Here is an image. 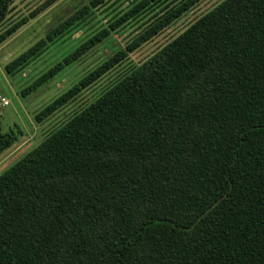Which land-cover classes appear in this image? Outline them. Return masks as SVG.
<instances>
[{
  "label": "trees",
  "instance_id": "16d2710c",
  "mask_svg": "<svg viewBox=\"0 0 264 264\" xmlns=\"http://www.w3.org/2000/svg\"><path fill=\"white\" fill-rule=\"evenodd\" d=\"M106 1L89 0L6 72ZM201 1L133 3L24 90L148 17L37 121ZM14 141L0 132V154ZM0 264H264V0L222 1L4 171Z\"/></svg>",
  "mask_w": 264,
  "mask_h": 264
},
{
  "label": "rangeland",
  "instance_id": "374dc122",
  "mask_svg": "<svg viewBox=\"0 0 264 264\" xmlns=\"http://www.w3.org/2000/svg\"><path fill=\"white\" fill-rule=\"evenodd\" d=\"M89 0H13L0 23V34L23 17L28 22L0 44V132H12L13 144L0 154V175L37 147L50 133L82 111L112 85L158 52L200 17L224 0H202L181 19L171 23L148 43L127 56L72 101L48 117L36 116L50 102L75 85L115 52L125 47L130 35L139 31L147 18L110 33L94 48L66 66L52 80L31 93L24 94L38 77L74 51L91 35L104 28L138 0H107L92 9L73 28L48 44L42 51L11 73L5 66L42 39L46 33ZM4 101L6 104H4Z\"/></svg>",
  "mask_w": 264,
  "mask_h": 264
},
{
  "label": "built area",
  "instance_id": "2783aa9c",
  "mask_svg": "<svg viewBox=\"0 0 264 264\" xmlns=\"http://www.w3.org/2000/svg\"><path fill=\"white\" fill-rule=\"evenodd\" d=\"M4 104H6V102L4 101Z\"/></svg>",
  "mask_w": 264,
  "mask_h": 264
}]
</instances>
